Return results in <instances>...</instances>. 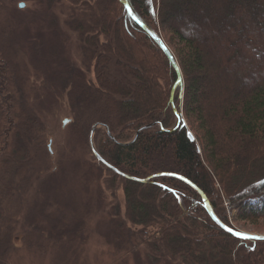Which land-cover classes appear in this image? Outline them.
<instances>
[{"label":"trees","instance_id":"1","mask_svg":"<svg viewBox=\"0 0 264 264\" xmlns=\"http://www.w3.org/2000/svg\"><path fill=\"white\" fill-rule=\"evenodd\" d=\"M41 1L45 7L60 4ZM66 1L64 26L78 43L82 67L58 61L57 53H42L43 39L25 43L36 71L25 96L22 65L13 61L17 52L12 42L21 18L7 17L6 0H0V181L7 178L0 194V245L5 246L0 263L9 264L4 262H12L19 252L20 246L13 244L16 232L27 254L37 250L40 264L46 259L42 243L49 244L53 255L62 250L60 238L75 232H48L30 241L37 232L22 230V222L13 216L17 205H10L22 190L18 185L31 177L24 167L33 168L30 144L40 143L32 132L39 109L47 106L49 95H60L67 100L76 139L89 146L91 126H107L113 140L105 129L94 132L99 155L125 174L151 177L144 183L126 179L98 161L123 182L125 210L120 216L121 206H112L117 212L110 222L118 240L109 257L125 250L141 258L136 264H264V239H241L226 232L207 214L200 193L182 179L206 196L224 224L226 210L213 178L223 183L224 200L236 210L237 220H264V0H127L135 16L177 52L173 54L182 85L174 91L173 105L180 124L172 131L157 126L170 128L176 122L170 91L179 75L163 50L131 19L121 0ZM195 7L198 10L190 14ZM204 7L215 9L205 12ZM177 16L185 24L179 26ZM53 30L52 25V47L61 50ZM122 44L128 52L124 55ZM47 57L52 64L48 69ZM112 63L119 67L116 75L124 76L119 82L109 79L115 75L108 71ZM205 79L213 83L210 93L201 90ZM135 88L151 89L152 98L148 92L135 101L118 94L131 95ZM120 101L129 109L125 118ZM151 124L157 125L140 131L133 142L117 143L131 140L138 129ZM139 191L141 200L136 199ZM23 195L24 190L19 201ZM136 247L141 248L138 253ZM126 262L122 259L121 264ZM47 263L60 262L51 256ZM71 263L80 264L79 257L73 254Z\"/></svg>","mask_w":264,"mask_h":264},{"label":"rangeland","instance_id":"2","mask_svg":"<svg viewBox=\"0 0 264 264\" xmlns=\"http://www.w3.org/2000/svg\"><path fill=\"white\" fill-rule=\"evenodd\" d=\"M59 1L60 4L56 6L51 7V5H47V7H45L46 5L41 0H6V12L8 14H5L7 17L14 15L19 19L21 18L19 24H16L14 27L16 33L14 35L15 40L12 39V42L15 47V55L17 52L13 61L15 60L19 62L20 66L22 65V68H20L21 71L23 70L22 73L25 80V86L23 88L25 96L30 92L29 87L34 83V75L36 73L30 64V60L32 59L30 57V52L24 47L25 43L26 45H31L33 42L40 43L39 40L43 39L45 41H43L44 47L41 49L42 53L45 55H49L50 52L57 53L59 55L57 58L58 61L64 64L75 65V67H82L78 43L74 36L70 35L64 26L65 8H67L68 2L66 0ZM40 2H42V4ZM20 3H23L21 8L18 7ZM202 9H204L205 12L209 10L211 12V9L214 10L215 8L204 7ZM196 10H198L197 7L191 9L190 14H194ZM177 17L179 26L185 24L186 21L183 17ZM13 20L14 19L10 20L12 25ZM155 22L157 24V20ZM52 25L54 26V34L63 44L61 50L52 47L54 42V39L50 35ZM162 35L165 36L163 33ZM2 37L5 38L6 44L10 45V40L7 38L6 32L2 33ZM166 37L167 35L165 38ZM17 43H19L20 48L17 47ZM122 46L123 48L121 50L124 55V53L128 52L123 44ZM168 48L170 52H172V54L174 53L176 56L177 52L174 50L173 46H171V48L168 46ZM120 57L124 59L122 56ZM33 64L35 65L34 61ZM53 64L57 65L56 62ZM45 65L46 69L52 65L50 57H47V63H45ZM115 70H119V67L112 63L108 71L116 75ZM115 75H113V78L110 77L109 79L111 81H116L115 78H117L119 82V80L124 77L123 75L118 77L119 74ZM38 78H40V76ZM200 83V85H202V92L210 93L213 87L211 79H205L204 82L200 81ZM114 84L117 85L116 82H114ZM115 87L116 89L119 88L117 86ZM132 87L133 85L130 88ZM136 90L133 91L131 95L123 92L122 94H118L121 98H134V101L137 95L140 97L143 96V94H147V92L151 98L153 96V91L151 89H149V91H147V88ZM117 91L119 92L121 90L117 89ZM198 101L200 105L203 104L202 98L199 97ZM123 103L124 101H120V114L124 115L125 118L129 115L125 114L128 113L129 109L128 107H124ZM83 105L84 106L81 107L84 109L86 104L84 103ZM87 107L91 108L90 106ZM39 110L41 111L37 118L39 120L38 125L33 127L32 132L36 138H39L40 143L37 144L38 146H35V142L30 144V148L33 150L32 155L30 154L33 168L29 166L24 167L31 177L27 184L18 185L17 189L21 188V192L17 193V190L14 191V195L17 194L10 203L11 207L17 205L15 207L16 210L15 208L12 210H15V214H17L13 215L14 218L19 223L22 222V230L37 232L36 234L32 233L33 239L30 241L34 242L39 241V239H34V235L41 237V234H48V232L52 233L54 231L63 234L67 232H63L66 229L75 231L69 234L67 239L63 237L60 238L62 240L60 242L63 243L61 245L62 250L56 254H51L48 243H42L40 249L46 248V253L44 255L46 259L43 264H52L47 263L51 256H56L57 260L60 262L59 264H68V262L72 264L71 260L73 254L79 257L80 264H121L122 259H127L125 264H136L137 257L140 260L141 258L138 255L132 256L131 253L126 254L125 250L120 251L113 257L108 256L110 253L113 254L112 250L115 247V241L118 240L113 230V226L115 225L110 222L112 215L117 212L116 210L114 211L112 206L115 203L121 206L122 209L121 212H119L120 216L123 215L125 210L122 180L107 171L104 166L92 157L90 143L88 146V143L74 137L70 127L71 118L65 98L60 95H55L54 97L49 95L47 97V106L43 105V108ZM130 110L132 109L130 108ZM83 113H85L84 110ZM64 119H69L70 121L63 124L62 121ZM40 123L42 125H40ZM154 125L157 124H152L151 126ZM39 126L42 127V130ZM96 129L104 128L100 127ZM164 129L172 131L173 127ZM103 138L104 136L101 134L99 139L102 140ZM92 142L96 148L94 133ZM45 173H48V175H45ZM22 175H24V173H22ZM5 180H7V178H5ZM5 180L0 181L1 195L5 187ZM213 180L215 188L220 193L228 221L240 230L264 235V220L258 219V223L237 220L235 216L236 210H230L224 200L223 183L217 178H213ZM23 190V199L19 201L18 196L22 195ZM141 198V192L139 191L136 194V199L141 200ZM15 229H18L17 225ZM13 235H16L15 240L13 238V244L15 246H20L18 249L19 252L15 255V260L12 258V262L4 263L40 264V258L36 253L37 250L31 254H27V251L22 245L21 235L18 232ZM132 246L135 247V243ZM4 248V245L3 247L1 246L0 251ZM140 249V247H136L135 252L138 253ZM139 254L142 255L143 252Z\"/></svg>","mask_w":264,"mask_h":264},{"label":"water","instance_id":"3","mask_svg":"<svg viewBox=\"0 0 264 264\" xmlns=\"http://www.w3.org/2000/svg\"><path fill=\"white\" fill-rule=\"evenodd\" d=\"M122 4L124 5V7L126 8L129 16L131 17V19H133L137 24H139L141 26L142 29H144L149 35H151V37L160 45V47L163 49V51L166 53V55L168 56L169 60L171 61V63L174 65V67L176 68L177 72H179V68L177 67V64L171 54V52H169V50L167 49V47L165 46V44L163 43V41L161 39H159L153 32H151L145 25H143L136 17L135 15L130 11V8L128 6V3H127V0H121ZM20 6H22V3H20ZM178 84L181 85V76H179L177 78V80L175 81V83L173 84L172 86V89H171V92H170V102H171V105L172 107L174 108L173 106V94H174V90L175 88L178 86ZM63 122H66V120H64ZM180 123V120L179 118H177V122H176V125L174 126V128H176ZM152 125V124H151ZM151 125H145L143 127H141L140 129H138L133 138L130 140V141H126V142H117L118 144H122V145H125V144H129L131 142H133L136 138V136L139 134L140 131L144 130L145 128L147 127H151ZM103 126L102 124L100 123H94L92 126H91V129H90V134H89V143H90V146H91V149H92V152L93 154L95 155V157L98 159V160H101L102 162H104V164L111 170H113L114 172L118 173L119 175L125 177L126 179H130V180H133V181H138V182H146L148 180L149 177H146V178H137V177H133V176H130V175H127L121 171H119L118 169L114 168L113 166H111L109 163L105 162L100 156L99 154L97 153L96 149L94 148V145H93V142H92V136H93V133H94V130L95 128H98V127H101ZM105 129H106V132H107V135L113 140V136L111 135V133L109 132L107 126H104ZM161 130H167V129H164L162 126H160ZM172 130V129H171ZM189 137L191 139H193V136L191 135V133H188ZM162 175V174H160ZM185 182L189 183V185H191L193 188H195L201 195L202 197V200L204 201V207L207 211V213L210 215V217L216 222L218 223L224 230H226L227 232L231 233L233 236L235 237H238V238H242V239H262L261 237H264V235H256V234H248V233H242V232H236L230 228H228L227 226H225L221 221L218 220V218L216 217V215L213 213L205 195L200 191L198 190V188L191 184L188 180L182 178Z\"/></svg>","mask_w":264,"mask_h":264},{"label":"snow or ice","instance_id":"4","mask_svg":"<svg viewBox=\"0 0 264 264\" xmlns=\"http://www.w3.org/2000/svg\"><path fill=\"white\" fill-rule=\"evenodd\" d=\"M262 239H264V237H261Z\"/></svg>","mask_w":264,"mask_h":264}]
</instances>
